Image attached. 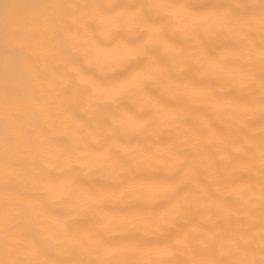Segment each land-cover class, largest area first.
<instances>
[{"label": "snow or ice", "instance_id": "snow-or-ice-1", "mask_svg": "<svg viewBox=\"0 0 264 264\" xmlns=\"http://www.w3.org/2000/svg\"><path fill=\"white\" fill-rule=\"evenodd\" d=\"M0 264H264V0H0Z\"/></svg>", "mask_w": 264, "mask_h": 264}, {"label": "bare ground", "instance_id": "bare-ground-1", "mask_svg": "<svg viewBox=\"0 0 264 264\" xmlns=\"http://www.w3.org/2000/svg\"><path fill=\"white\" fill-rule=\"evenodd\" d=\"M21 2H24V0H21ZM149 95L153 98L157 99H164L166 98V93L165 91L159 87V86H151L148 89ZM128 106L134 108L135 105L132 103L131 100L126 102ZM165 126H167V121H165ZM216 126L218 128H223V124L219 121L216 122ZM141 137L137 136L136 139L132 140V143H136L137 140H139ZM173 138V134L171 131H164L159 134L158 137L154 138L155 142H158L159 144H165L171 142ZM122 139L127 140L129 137L125 136ZM170 175V172L166 168H158L155 172H153L149 176L142 177L145 181L149 183H154V182H162L164 181L168 176Z\"/></svg>", "mask_w": 264, "mask_h": 264}]
</instances>
